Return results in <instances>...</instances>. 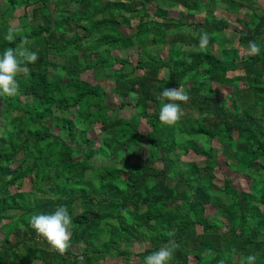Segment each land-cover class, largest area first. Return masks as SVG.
<instances>
[{
	"label": "trees",
	"instance_id": "trees-1",
	"mask_svg": "<svg viewBox=\"0 0 264 264\" xmlns=\"http://www.w3.org/2000/svg\"><path fill=\"white\" fill-rule=\"evenodd\" d=\"M219 5L245 11L237 42L225 36L228 22L213 17ZM177 6L204 21L170 17ZM19 10L13 27L10 15ZM10 27L13 41L4 39ZM204 32L209 43L200 48ZM19 46L38 60L18 73L16 95L0 96V264H144L170 241V264H249L251 257L264 264V10L257 0H0V53ZM133 47L135 65L108 56ZM237 63L242 76L229 78ZM87 72L96 84L82 78ZM240 80L241 89L233 85ZM215 86L231 87L232 106ZM177 87L189 100L166 125L159 94ZM125 107L134 115L123 117ZM141 120L149 131H141ZM96 125L99 142L89 135ZM191 151L203 164L183 159ZM219 153L251 180L249 192L229 179L217 187ZM61 205L72 217L63 251L30 224L33 214ZM135 243L144 251H131Z\"/></svg>",
	"mask_w": 264,
	"mask_h": 264
},
{
	"label": "clouds",
	"instance_id": "clouds-1",
	"mask_svg": "<svg viewBox=\"0 0 264 264\" xmlns=\"http://www.w3.org/2000/svg\"><path fill=\"white\" fill-rule=\"evenodd\" d=\"M16 29L10 27L4 36L7 41L15 39ZM209 43L207 32L201 34L198 47L205 48ZM251 53L258 51L257 45L249 42ZM38 60V53L28 47H8L0 53V96H14L18 92L16 77L21 71H27V65ZM188 95L180 87L164 88L159 94L160 112L159 121L172 125L181 118L180 102H187ZM31 227L43 236L54 248L63 251L69 246L72 217L66 206L61 205L50 213L33 214L30 220ZM174 242L170 241L156 251L144 257V264H170L173 255ZM255 257L249 258V264Z\"/></svg>",
	"mask_w": 264,
	"mask_h": 264
},
{
	"label": "rangeland",
	"instance_id": "rangeland-1",
	"mask_svg": "<svg viewBox=\"0 0 264 264\" xmlns=\"http://www.w3.org/2000/svg\"><path fill=\"white\" fill-rule=\"evenodd\" d=\"M207 1V0H205ZM257 2L259 3L260 7L264 10V0H257ZM156 1H153L151 4H150V13L153 14L154 10H155V7H156ZM161 6H165V3H160ZM71 9L72 10H76L77 7L75 6H71ZM225 6L224 5H219L218 8H216L215 12L213 13V17L214 19H223L225 20L226 22H228L229 24V29H227L225 31V36L233 39L235 42L238 41V33L236 32L237 29H242L245 27L244 23H243V18L245 17V11H242L241 13H228L226 10H225ZM31 10V9H30ZM53 10L55 11L56 8H55V5H53ZM184 11V8L181 7V6H177L176 9H172V10H169V16L170 17H174V18H180L181 20L183 19H187L188 18V21L191 22V21H195V22H202L204 21V18H205V15L202 14V15H198L196 18H189L187 15H180V13ZM24 14V10H19V11H16V13L10 15V22H11V25L13 27H17L19 25V20L18 18ZM55 15V13L53 14V16ZM216 20V21H217ZM138 24V20H134L132 22V25H133V28ZM122 31L125 32L126 34L129 35L131 29L125 27V26H122L121 27ZM192 42V37H187L185 38V43H190ZM183 49V50H193L195 48V46H192V45H189V44H185V45H181L179 46V49ZM244 55H247V53H244ZM249 55V54H248ZM109 57L111 58H119V59H122V58H130V61L135 65L137 60H138V57H139V50L137 49V47H133L131 49H129L128 51H111L110 54L108 55ZM161 57L162 58H168V52H167V49H164L162 50L161 52ZM60 61V59H59ZM236 66L238 67L237 71H233V72H230L228 73V77L229 78H232V77H235V76H242V72H241V68L242 65L241 63H237ZM118 67V66H117ZM115 67V68H117ZM24 71H21L20 73H23ZM137 74H139V71H137ZM82 78L85 80V81H88V82H91L93 84H96V80L94 79V75L92 72H87L85 74H83ZM102 85H104L106 87V90H107V97H108V100L109 102L113 103V104H116V105H120V101L117 99V97L112 94L110 92V89L112 87V85L109 83V82H103ZM235 87H239L240 89L244 87V82L243 81H236L234 84H233ZM216 88H218L220 91V97H225L226 98V102H227V106H232V102H231V98H230V94L232 92V89L231 87H218V86H215ZM151 112V111H150ZM121 115L123 117H130V116H133V109L132 107H125L124 109L121 110ZM1 121V119H0ZM53 132L57 133L59 132L58 131V128L56 127H53ZM140 129L141 131L143 132H147L149 131V126L148 124L146 123L145 120H141V123H140ZM100 133V125H96L95 129L93 131H91L89 133L90 137L99 142L98 140V134ZM215 147H219V145L217 144H214ZM144 147L146 148H149L150 147V144L148 143H145L144 144ZM125 152H121V155H124ZM183 159L185 161H194V162H197L199 164H203L204 162V158L197 155L195 152L191 151L189 153V155L183 157ZM217 159L219 160V166L216 168V180H215V183L217 184V187L218 188H222L224 186V182L226 179H229L233 182V185L235 188H237L238 190L240 191H247L249 192L250 191V186H251V180L248 179L247 177L243 176V175H240V174H237L235 172H233L232 170L229 169V166L228 164L226 163V161L224 160V157L222 155V153H219L217 155ZM160 165L161 167V164H158ZM30 187H31V183L27 180L25 185H24V191H29L30 190ZM14 190V189H13ZM216 213V209L212 206V205H209L207 206V215L208 217H213ZM234 214L235 215H239V212H236L234 211ZM6 223L5 221L2 223L4 224ZM198 231L199 232H202V229L199 227L198 228ZM3 239V233L0 232V241ZM12 241H15V237L12 236V238H10ZM146 245L144 244H140V243H135V244H131L129 246L130 250L133 251L134 253H139V252H143L144 249H145ZM74 249H77V247H74ZM134 261H138V259H134ZM119 262L120 263H123V260L122 259H119ZM196 263V260L194 258H191L190 260V264H195ZM39 264V263H37Z\"/></svg>",
	"mask_w": 264,
	"mask_h": 264
}]
</instances>
